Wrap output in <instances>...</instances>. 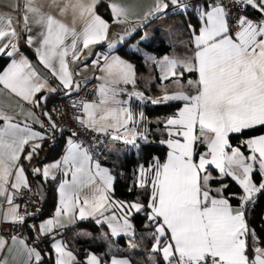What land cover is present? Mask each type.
<instances>
[{
	"label": "snow or ice",
	"instance_id": "1",
	"mask_svg": "<svg viewBox=\"0 0 264 264\" xmlns=\"http://www.w3.org/2000/svg\"><path fill=\"white\" fill-rule=\"evenodd\" d=\"M171 2L176 4L178 0ZM99 3L100 0H67L61 14L71 9L74 17L78 14L84 21L82 31L77 32L74 26L69 27L53 15L42 13L37 0H25L23 32L26 35L31 32L29 14L36 16L35 22L43 30L35 52L39 64L60 81L56 87L49 84L47 75L21 52L20 32L11 17L0 15V56L10 59L0 73V84L38 107L47 104L49 95L37 98V94H54L62 89L65 96L70 97L78 92L80 82L73 79L68 60H79L83 49L107 40L109 25L96 12ZM234 3L253 8L264 16V0H234ZM167 8L164 0H156L149 15L163 13ZM110 9L118 22L121 18L127 20L132 14L129 7L117 2H110ZM227 15L225 8L216 4L211 10H203L201 17L205 23L194 36V55L183 59L165 57L160 62L161 79L172 78L178 87L173 92L165 89L164 94L151 103H184L176 114L164 121L169 139L161 143L170 148L166 161L157 160L149 168L141 165L138 169V186L151 190L148 204L112 200L109 190L114 178L109 170L97 163L93 172L88 150L70 139V147L62 161L33 169L42 178L53 180L56 179L52 174L54 170L64 176L71 175V182L64 180L59 186L60 201L54 217L38 226L30 225L37 229V238L51 236L55 229L67 227L76 219L94 217L97 224L107 223L112 236H132L135 232L131 214L146 212V220L155 228L152 250L162 254L167 264H264V246L249 243L254 230L247 221L249 206L257 194H264V134L243 141L249 155H245L240 146L233 147L229 140L230 134L242 135L264 126V21L256 22L242 16L238 21L239 30L233 33ZM190 30L195 32V29ZM26 43L31 46L34 37L27 35ZM113 47L115 44L110 43L109 48ZM93 64L103 73L98 79L104 83L99 86L97 101L73 102L74 107L82 109L76 119L97 133H116L114 139H123L133 146L137 138L147 140V128L144 132L138 131L142 123H148L144 113H134L130 100L117 98L125 89L118 92L112 87L134 85V66L120 56L99 53ZM185 71L198 73L195 82L189 81L194 93L185 91L179 84ZM129 96L130 99L133 96L147 99L137 92ZM44 115L49 120L51 133L35 132L27 123L21 127L20 123L13 122V117L0 110V120L4 121L0 126V193L6 191L15 170L10 205L13 197L20 195L22 187L30 191L25 169L19 163L25 146L31 151L24 159L30 161L43 147L35 141L50 139L55 132L63 131L48 113ZM201 145L206 151H198ZM211 166L216 176L209 171ZM256 175L260 176L259 183L254 178ZM228 177L238 183L242 194L225 195L228 184L211 186L217 178ZM97 178L102 186H97ZM84 187L90 189L91 196L81 199L79 193ZM233 199L239 201L237 206L231 203ZM109 206L121 209L122 215L113 212L106 216ZM18 207H10L9 216L11 222L23 224L29 214H19ZM253 238L259 244L258 238ZM15 240L13 237V242ZM52 241L54 252L48 254L52 264H78L63 241L55 236ZM4 244L6 241L0 240V249ZM24 247L30 264L32 261L42 264L43 256L36 248H28L26 244ZM84 264H102V258L88 254ZM111 264L132 262L113 257Z\"/></svg>",
	"mask_w": 264,
	"mask_h": 264
},
{
	"label": "trees",
	"instance_id": "2",
	"mask_svg": "<svg viewBox=\"0 0 264 264\" xmlns=\"http://www.w3.org/2000/svg\"><path fill=\"white\" fill-rule=\"evenodd\" d=\"M97 9L106 17L109 16L108 9L104 1H100L99 5L97 6ZM244 12H248L252 15H257L255 14L256 10L253 8L245 7ZM162 16L168 17V20L172 19L173 16H178V20H176L175 23L181 24V27H184L182 28L184 30L182 34L185 39L193 33V31H191L190 29H195V31H197L200 24V18L197 12L193 9H188L178 13L164 12L156 17L151 18V20H158ZM138 33L139 31L130 36L125 37L124 42L116 46V49L119 52L134 60L137 69L144 67V65L140 62L139 53L133 50L132 48L128 47L127 42L130 39L136 37ZM140 43L149 49H153L157 53L168 51L171 47L170 43L165 42V40L163 39L159 40V42L155 44L142 40L140 41ZM102 45L103 43H100L97 46ZM8 59L9 58L7 57L0 56V68L4 66ZM190 75L191 72L185 71L182 77ZM194 91L195 89L193 87L192 89H187V92L189 93H193ZM42 94H37V97ZM45 95H49L47 104L39 107L37 106L41 115H43V109L48 105L51 100L62 97L65 94L64 91L61 89L60 91H57L54 94L45 93ZM136 103L137 99L135 98V96L131 97L130 106L133 112H143L148 121L147 124L142 123L138 128V131L140 132H144L145 128H147V140L137 138L138 140H140L138 144V152L135 153V150L133 151L131 149L128 153L118 159L115 166H112L111 161L107 157L100 156L101 153H99V150L104 146L99 147L95 150L97 152L98 160L101 163L107 165V167L113 174L114 179L112 183V188L109 190V195L111 199L118 202L139 201L147 205L149 202L151 190L150 187L141 188L138 186V169L141 165H143L145 168H149L157 160L159 162H162L166 151V144L161 143V141H163L167 136L164 121L166 120V117L168 115L171 116L176 114V112L183 105L184 102L173 101L157 105L151 102L148 103L144 100L142 106H140V110H138ZM138 105L140 104L138 103ZM262 132H264V126H257L254 129L245 131L242 135L230 134L229 140L231 144H236L237 146L241 147L242 151L247 152L248 149L243 144L244 138ZM67 134V131L57 132L53 135L52 138L42 141L41 143L43 147L40 149L38 155L33 156L31 164H29L26 159H22V164L28 178V183L35 189L36 185L32 173L33 168H37V165L43 161L57 158L62 153L65 147L64 144ZM201 148L202 147H199L198 151H200ZM211 172H216L214 170V167L211 168ZM54 175L56 177L55 180L51 178L44 179L45 193L41 197V202L36 213L30 215L25 220L26 230L23 234L26 240L30 241L39 249L40 253L43 256L42 264H52V258L48 255L49 253L54 252L50 244L52 236H63L65 238L70 248L76 254V260L78 264H84L85 256L87 255L88 251L95 252L98 257L102 258V262L106 261L111 254L125 255L130 257V259L138 261L142 264H149V258H147V255L149 253L158 256L159 253L153 252L152 250V244L154 243L153 233L155 231V228L150 225L146 220V212L131 214L130 220L134 226L135 232V234L132 236L123 234L120 236H112L107 229V225L105 223L97 224L96 218L94 217L85 220L77 219L75 222H73L67 227L55 229L51 236L41 235L40 238H37V232L35 228L30 227L31 224L29 223V219L33 217L34 220L37 221L39 218L46 216L52 212L56 200V185L60 178V172H56ZM254 178L257 183L260 181V176L256 175ZM222 184L229 185V188L225 195H227L228 193L242 194V188L230 177L217 178L212 182L211 186L213 188H216L222 186ZM231 203L234 205H238L239 201L237 199H233ZM263 213L264 194H257L256 199L253 201L252 205L249 206L247 210V221L249 227L254 230L253 237L258 238L259 245L264 244ZM72 226H80L88 229L91 233V236L86 238L79 236L67 237L66 232ZM102 231L106 233V237L110 241V244L112 246V249L110 251L106 250L108 243L102 240ZM253 237L249 238V243L254 246L255 244H257V239H254ZM132 245H134V247ZM162 262L163 259L156 260V264ZM32 264H35V261Z\"/></svg>",
	"mask_w": 264,
	"mask_h": 264
},
{
	"label": "crops",
	"instance_id": "3",
	"mask_svg": "<svg viewBox=\"0 0 264 264\" xmlns=\"http://www.w3.org/2000/svg\"><path fill=\"white\" fill-rule=\"evenodd\" d=\"M100 1L105 2L107 9H108V14H109V16L106 17L105 15L100 13L98 11V9L96 8L97 14H99L105 21H107V23L109 25L108 30H107V40L101 42V43H103L102 46H97L98 44H95L93 46H90L89 48L83 49V51L81 52V58L79 60L73 61L69 58V60H68L69 69L73 74V79L75 81L80 82V88L88 80L93 79L95 81V83H96V95L93 99L86 100L85 102L97 101L99 86L102 83H104V81H102L101 79H98L99 77H101L103 75V73L100 71V69L98 67H96L93 64V61L97 58L98 53L99 54H107L110 56L111 55L120 56L122 59L128 61L129 63H131L134 66L136 82L134 85H132V84H127V85L118 84V85H114L112 87H115L118 92H119V89H121V88L125 89V91L123 93H120L117 96V98L120 100L129 101L130 100V96H129L130 93H133V92L138 93V90L140 88L139 78H140L141 72H139L138 69L136 68L134 60L130 59L129 57H127L124 54H122L121 52H119L116 49V46L123 43L125 37L130 36V35L139 31V33H138V35H136V37L130 39L127 42V46L134 49L132 46H129V45L133 44L134 43L133 41L140 42L142 37L147 34V30H148L149 34L152 36L153 33L150 32L149 30H152L155 32L156 31L155 29L158 27L157 23L159 20H153L152 19L153 20L152 21L151 18L156 17L162 13L156 14V15H149V12L154 7L156 0H100ZM66 2H67V0H37V5L40 7L42 13L53 15L57 19H60L63 23L67 24L69 27L74 26L77 32L82 31V29L84 27V21L79 18L78 14L74 17L71 9H69L64 14H61V9L64 7ZM110 2H117V3H120L124 6L129 7L132 10V14L128 17L127 20H123V18H121L118 22L117 18L114 17V14L110 9ZM164 3H167V0H164ZM212 5H214V3L207 4V6L204 5V6L199 7V12L200 11L202 12L203 10H211ZM194 11H195V9H194ZM199 12L197 14H199ZM255 14H257V15H252L248 12H244L241 15V17L247 16L256 22L264 21V16H261V14L258 11H256ZM0 15H3L5 17H11L13 25L16 27L17 31L20 32L19 46H20L21 52H23L25 55L28 56V54L23 49L24 46L28 47V49L32 52L34 58L38 61L37 53L35 52V48L39 46L40 33L43 29H42L41 25H39L35 22L37 17L32 15V14H29V26L31 28V32L28 33L27 35H31L32 37H34V43L31 46H29L26 43L27 35L23 32L24 15H25V0H0ZM204 23H205L204 20L202 22L200 21V24H199L197 31L193 32L189 37L191 38L192 36L198 35L199 29L203 26ZM182 38H184V37H182ZM161 39H163V38H159V40H161ZM180 40H181V38H180ZM68 43L69 44L71 43V38H69ZM110 43L115 44V47L109 48ZM153 44H155V43H153ZM78 46H80V45H78ZM187 46H188V44H187ZM189 48L191 49V55L193 56L194 52H195V47L191 41H190V47ZM28 58H29V56H28ZM9 63H10V59H8V61L4 64V66L2 68H0V73H2L4 71V69L8 66ZM38 63H39V61H38ZM85 65H86V67H85ZM41 66L43 67V65H41ZM44 69H46V68H44ZM46 70L49 73L47 75L49 84H51L53 87H56V85L59 84L60 81L58 80V78L56 76L52 75L48 69H46ZM190 76L193 78L194 82L198 79V73L195 71L191 72ZM53 81H55V82H53ZM45 93H47V92H44L42 95H45ZM37 98H39V96ZM47 106L43 109V115H41L37 106H34L33 104H31L27 101H24L21 97L11 93L8 89L4 88V86L2 84H0V110L7 113V115L13 117V122L14 123H16V122L20 123L21 127H23L24 124L27 123V125L33 131L39 132V133H45V129H44L43 124L41 122L47 118L44 115V113L49 114ZM182 107H183V105L179 109H181ZM30 114H34V115H30ZM81 114H82V109H80V115ZM168 117H170V116H168ZM37 120L40 122H37ZM3 124H4V121L0 120V126H3ZM261 134H264V132L253 135V136H248L246 138L259 136ZM114 135H116V133L110 132L109 134H106L105 142H107L110 138H113ZM246 138H244V140ZM70 139L71 138L67 134L66 138H65V144H64L65 147H64L62 153L57 158L43 161V162L39 163L37 165V167L43 169L47 165H51V164H54L56 162L62 161V159L67 154L68 149L70 147V143H69ZM168 139H169V136L167 133V136L165 137V139L163 141H167ZM116 140H117L116 142H118V143L120 142L119 139H116ZM72 141L76 142L75 140H72ZM35 142L41 143L42 141H35ZM76 143H78V142H76ZM104 145H105V143H104ZM200 147H202L201 149H204L205 146L201 145ZM234 147H236V146H234ZM85 149L88 150L89 155L92 158L91 165H92L93 172L95 171V165L97 163L100 165V167L102 169L106 168L109 170L107 165L101 163L98 160L97 152L94 148H89V149L85 148ZM29 151H31V149L28 146H25L24 152L21 155V158L19 161L20 164H22V159H24V157L27 155V153ZM169 151H170V148L166 144V151H165L164 158H163L161 163L166 161ZM248 153H249V150H248ZM32 160H33V158L30 161L27 160V162L29 164H31ZM56 172H60V171L54 170L52 174L54 175ZM109 172L113 176V174L111 173L110 170H109ZM213 175L216 176V172L213 173ZM25 176L27 177L26 172H25ZM14 177H15V170H13L12 177H10L8 180V183L6 185V191L3 193H0V223H1V221H11V217L9 216V209H10V207H14V206L18 205L16 200H15V197H13V199H12V204L11 205L9 204V197L12 196V194H13L12 184L14 183ZM43 179H45V178H43ZM64 180H68L69 182H71V175L64 176L60 172V178H59L57 185H56V200H55L53 210L50 214L39 218L36 221L37 226L40 225L42 222L46 221L47 219L54 217L55 212L59 207V201H60L59 186ZM27 182H28V178H27ZM96 184H97V186H102V181L97 178ZM79 194H80L81 199H83V197H85V196L90 197L91 191L88 187H84L80 191ZM119 202H122V201H119ZM131 202H133V201H131ZM17 212L20 214L19 207L17 208ZM113 212H115L118 216L122 215V212L119 208L112 207V206H109V209L107 212H105V215L106 216L111 215ZM100 219H103V218L100 217ZM263 219H264V213H263ZM105 224L107 225V223H105ZM107 229L109 232H111L108 225H107ZM35 230L37 232L36 228H35ZM89 235L90 234L88 233V229L80 227V226H72L66 232L67 237L79 236V237L86 238ZM101 235H102L103 239L107 238L106 233L104 231L101 232ZM13 237H16L15 242H13ZM56 238H57V240L63 241L64 244L67 245V250L72 251L73 255L76 257V254L70 248V246L68 245V243L66 242V240L63 236H56ZM0 240L6 241V244H4L3 248L0 249V264H5V262H6V264H30L27 249L24 247L25 244L28 246V248H36V250L39 251V249L35 245H33L30 241L26 240L23 235H18V234L2 235V234H0ZM52 243H53V241L51 240L50 241L51 247H52ZM254 246H262V245L255 244ZM53 251H54V249H53ZM89 252L90 251H88L87 255L89 254ZM87 255L85 256V260L87 259ZM113 257H115L117 259L127 258V259L131 260L132 264H142L138 261H134V260L130 259V257H128V256L116 255V254H111L106 261L102 262V264H111V259ZM76 259H77V257H76ZM157 259L162 260L163 259L162 254H158V256L156 257V260ZM156 260H154V261L149 260V264H156ZM33 262L34 261H32V263ZM158 264H167V261L163 260L162 263H158Z\"/></svg>",
	"mask_w": 264,
	"mask_h": 264
},
{
	"label": "built area",
	"instance_id": "4",
	"mask_svg": "<svg viewBox=\"0 0 264 264\" xmlns=\"http://www.w3.org/2000/svg\"><path fill=\"white\" fill-rule=\"evenodd\" d=\"M217 4L225 8L228 13L227 19L230 25L231 31L234 33L239 29V18L244 12L245 6L234 3V0H207V4ZM168 8L164 11L166 13H178L188 9H196L205 5V0H178L176 4H173L171 0H167ZM96 95V83L93 79L86 81L78 92L73 95L62 96L51 100L48 103V112L51 119L56 122L59 128L63 131H67L69 137L72 140L80 143L83 148H94L104 146L105 134H100L82 126L76 119L77 115H80V108L74 107L73 102L79 104L81 101L93 99ZM45 133H51L49 127L48 118L42 121ZM59 132V131H57ZM55 132V133H57ZM54 133V134H55ZM75 134V135H73ZM30 191L28 188L22 187L19 192L20 195L15 197V200L19 206L20 214H29L28 217L36 213L41 202V196L37 189L32 187L29 183ZM31 225H36V221L32 217L29 219ZM26 230L25 221L23 224H16L11 221H1L0 234L10 235L18 234L23 235Z\"/></svg>",
	"mask_w": 264,
	"mask_h": 264
},
{
	"label": "rangeland",
	"instance_id": "5",
	"mask_svg": "<svg viewBox=\"0 0 264 264\" xmlns=\"http://www.w3.org/2000/svg\"><path fill=\"white\" fill-rule=\"evenodd\" d=\"M195 11L198 13L199 8H196ZM201 13L202 12L200 11L198 16L200 18V21L202 22L203 19L201 17ZM158 20H159L157 23L158 27L155 29L156 31L154 32L152 30H149L150 32L153 33V35L151 36L147 30V34L144 35L141 40L153 44V43H158L159 38H163L166 42H169L171 45L168 51L157 53L153 49H149L137 41H133L134 43L129 45L134 48L133 50L139 53L140 62L144 65V67L138 69V71L141 72V75L139 78L140 88L138 90V93H142L144 97H146L147 99H141L139 97H135L137 99L136 105H137L138 110L141 109L140 106H142L144 100L150 103L151 100L162 96L164 94L165 89H167L169 92H173L177 90L178 85L174 79L172 78L168 80L161 79L162 72L160 69V62H163L165 57L177 58V59H183L185 57H192L191 49L189 47H190V41L194 44V36H192L191 38L188 36L186 39L182 38L184 37L182 34L184 31L182 28L184 27H181L182 26L181 24L175 23V21L178 20V16H173L172 19L170 20H168V17L162 16ZM189 81H193V78L191 76H185V77L180 78L179 80V84L183 85L185 91H187V89H192L193 87L189 85ZM138 103L140 105H138ZM105 140H106V137H105ZM119 140L120 142L118 143L116 142L117 141L116 139L110 138L107 142H105L104 147L99 150V153H101L100 156L107 157L111 161L112 166H115L118 159L122 157L123 155H125L126 153H128L131 149L133 151L135 150V153H137L139 150L138 144L140 140L138 139L136 140L135 146L125 142V140L123 139H119ZM231 145L233 147L237 146L236 144H231ZM204 151H206L205 147L204 149H201L199 152H204ZM244 153L245 155L250 154L248 153V151ZM212 167L214 166H211L209 168L210 172H211ZM88 233L90 234L88 237H90L91 233L89 232V230H88ZM103 240L108 243L106 250L110 251L112 249V246L110 244L109 239L104 238ZM262 246H264V244ZM152 248H153V244H152ZM89 254H95V253L90 251ZM156 257L157 256L152 253H149L147 255V258H149V260L151 261L156 260Z\"/></svg>",
	"mask_w": 264,
	"mask_h": 264
},
{
	"label": "water",
	"instance_id": "6",
	"mask_svg": "<svg viewBox=\"0 0 264 264\" xmlns=\"http://www.w3.org/2000/svg\"><path fill=\"white\" fill-rule=\"evenodd\" d=\"M24 51L28 54L30 60L38 67V69L48 75V71L46 69H44L39 63L38 61L34 58L32 52L28 49V47L24 46L23 47ZM35 169V168H33ZM33 173V179H34V182H35V185H36V189L38 190L40 196L42 197L45 193V181L44 179L40 176V175H37L34 173V171L32 172ZM233 206H237V205H234Z\"/></svg>",
	"mask_w": 264,
	"mask_h": 264
}]
</instances>
